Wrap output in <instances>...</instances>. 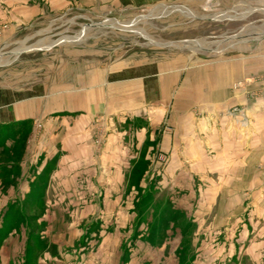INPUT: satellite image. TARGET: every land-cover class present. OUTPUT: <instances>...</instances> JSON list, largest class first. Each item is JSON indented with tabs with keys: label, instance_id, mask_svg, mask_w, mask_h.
<instances>
[{
	"label": "rangeland",
	"instance_id": "obj_1",
	"mask_svg": "<svg viewBox=\"0 0 264 264\" xmlns=\"http://www.w3.org/2000/svg\"><path fill=\"white\" fill-rule=\"evenodd\" d=\"M26 23L0 29V107L19 99L31 116L49 107V116L91 117L96 160L112 130L130 134L121 146L130 170L96 169L103 191L123 200L101 204L107 218L90 219L71 253L84 264H264V0L78 2ZM191 69H216L227 82L219 96L223 81L217 76L215 93L201 75L187 113L199 155L170 164L145 131L173 133L179 76ZM33 128L41 130L32 118L0 123L1 166L11 153L19 158ZM32 205L17 219L9 205L2 220L21 251L46 245ZM112 212L115 237L98 228L110 233Z\"/></svg>",
	"mask_w": 264,
	"mask_h": 264
},
{
	"label": "crops",
	"instance_id": "obj_2",
	"mask_svg": "<svg viewBox=\"0 0 264 264\" xmlns=\"http://www.w3.org/2000/svg\"><path fill=\"white\" fill-rule=\"evenodd\" d=\"M114 1L116 0H0V29L3 26L6 27L3 33L14 26L28 24L26 22L32 21L44 11H62L71 3L79 2L86 6L107 5ZM204 73L208 81L212 82L213 88L216 87L217 76L220 79L219 82L223 81L217 88V91L221 92L219 96H222L227 77L217 74L216 69L188 70L181 77L179 76L180 88L172 101L168 116L174 127L173 133L160 134L156 132L155 127L145 131L148 133L149 140L154 141L157 137L160 152L171 157L170 164L176 163L173 160L175 156L199 155V147L194 146L192 135L194 121L188 112L190 106L195 104V95L199 93L200 78ZM166 82L168 81H165V86L168 87L169 83ZM185 87L191 89L185 90ZM213 91L217 93L216 88ZM10 100L5 101L0 107V123L12 124L32 118L33 125H38L41 130L34 131L33 128L34 132L28 135L26 146L20 150L23 152L18 159L11 153L12 159L4 166L0 165V264H84V258L73 255L71 252L82 249V244L77 246L75 243L81 235H87L89 220L94 218V221H97L107 218L104 217V212L100 208L104 201H112L118 205L123 200L121 194L111 195L112 193L106 194L103 191V177L97 176L96 169L101 172L109 169L112 173L130 170L129 160L127 159V164L123 159L121 161V155L124 157L121 146L124 149L127 148L122 141L127 138L129 142L130 134L125 135V132L112 130L113 133L108 135V142L104 148H101V155L96 160L91 117L49 116L47 104L48 111L43 112H47V115L38 111L37 115L31 116L23 111V106L20 105L21 100ZM206 100L209 108H215L217 105L209 104V98ZM54 112L55 110L52 109V113ZM152 124L154 126L156 123ZM21 136L18 132L12 136L11 141L14 140L17 146L22 143ZM7 139L10 140V137L8 136ZM196 143L199 145L198 141ZM5 144L8 146L9 142ZM149 154L148 151V156ZM179 162V165H183L181 160ZM177 167L176 164L175 168ZM26 204H33V210L38 212L33 214H36L38 221L44 222L38 234L45 239L46 248L39 245L34 248L35 251L27 250L25 247L21 251L22 247L17 245L19 240L21 242L19 234L14 230H5L6 223L3 224L2 220L9 210L8 206L14 205V214L17 219L18 209L20 217H23ZM74 205L79 207L75 210ZM56 212L62 216V226H57L54 215ZM120 215L124 217L123 214L120 213ZM111 216L110 233L102 229V226L98 228L102 230L100 234L106 233L115 237L120 231L119 214L112 212ZM77 219L80 222L74 221ZM117 247L119 245L116 243L115 249ZM19 252L22 254L20 255ZM34 253L37 255L33 256Z\"/></svg>",
	"mask_w": 264,
	"mask_h": 264
},
{
	"label": "built area",
	"instance_id": "obj_3",
	"mask_svg": "<svg viewBox=\"0 0 264 264\" xmlns=\"http://www.w3.org/2000/svg\"><path fill=\"white\" fill-rule=\"evenodd\" d=\"M4 28H5V26H4Z\"/></svg>",
	"mask_w": 264,
	"mask_h": 264
}]
</instances>
